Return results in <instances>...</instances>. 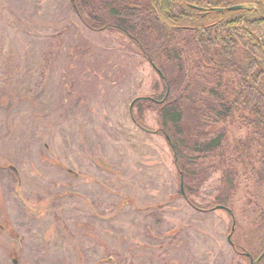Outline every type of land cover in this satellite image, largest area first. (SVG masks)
Masks as SVG:
<instances>
[{
	"label": "rangeland",
	"instance_id": "obj_1",
	"mask_svg": "<svg viewBox=\"0 0 264 264\" xmlns=\"http://www.w3.org/2000/svg\"><path fill=\"white\" fill-rule=\"evenodd\" d=\"M126 41L88 29L68 0H0V264H249L230 216L209 209L220 173L197 209L156 112L140 121L149 132L132 122L157 73Z\"/></svg>",
	"mask_w": 264,
	"mask_h": 264
},
{
	"label": "trees",
	"instance_id": "obj_2",
	"mask_svg": "<svg viewBox=\"0 0 264 264\" xmlns=\"http://www.w3.org/2000/svg\"><path fill=\"white\" fill-rule=\"evenodd\" d=\"M68 2L88 29L118 33L160 70L153 98L134 102L135 123L156 112L178 185L182 179L178 194L192 206L200 207L194 195L220 173L209 206L231 211V248L257 258L264 251V0ZM235 4L251 7L211 9Z\"/></svg>",
	"mask_w": 264,
	"mask_h": 264
},
{
	"label": "flooded vegetation",
	"instance_id": "obj_3",
	"mask_svg": "<svg viewBox=\"0 0 264 264\" xmlns=\"http://www.w3.org/2000/svg\"><path fill=\"white\" fill-rule=\"evenodd\" d=\"M69 3V2H68ZM71 9V8H70ZM72 10V9H71ZM204 10V9H203ZM73 11V10H72ZM74 12V11H73ZM75 13V12H74ZM76 14V13H75ZM77 16V15H76ZM78 18V17H77ZM82 24H84V23H82ZM85 25V24H84ZM86 26V25H85ZM87 27V26H86ZM88 28V27H87ZM111 34V33H110ZM155 71V70H154ZM156 73H157V78L160 76V70H159V73L157 72V71H155ZM155 82V81H154ZM154 82H153V84H154ZM152 87H153V85H152ZM152 91H153V89H152ZM153 93V92H152ZM139 99L140 98H147V99H151V98H153L152 97V95L151 96H145V95H140V96H137ZM133 99V98H132ZM131 99V100H132ZM138 99V100H139ZM135 104V103H134ZM135 110H136V107H134V105H133V109H132V114H130V118H131V120H132V122L134 123V124H136V126L138 127V128H140V130L142 129L143 131H147V132H149L150 130L148 129V130H146V128H147V126L145 125V124H142V123H135V119L133 118V112H135ZM145 112H147V110L146 111H144L143 112V115H142V117L145 115ZM128 113H129V111H128ZM156 123H158L157 121H156ZM158 129H159V123H158V126L156 127V129H153L152 130V132H155L156 134H157V131H158ZM165 133V132H164ZM165 134H163V136H164ZM165 138V137H164ZM165 140H166V138H165ZM4 166H5V164H4ZM9 168H10V170H11V172H13V173H15L14 171H13V168H12V166H9ZM15 176H14V181H15V183L19 180V182H20V179H19V177H17L16 176V173L14 174ZM41 198V197H40ZM20 200V199H19ZM21 201V200H20ZM41 202H43L44 203V206H45V199H41L40 200ZM22 203H23V201H21ZM36 205V204H35ZM221 205V204H220ZM224 206V205H223ZM39 207H40V205L38 204V206H36V208H34V210H31V212H37L38 213V211L40 210L39 209ZM214 207H216V205H213V207H211V208H214ZM199 208V207H198ZM197 208V209H198ZM211 208H209V209H211ZM199 209H202V208H199ZM202 210H204V209H202ZM36 214V213H35ZM56 218V217H55ZM0 228L1 229H7V228H10V226H9V224H8V222L6 223V224H2V222L0 223ZM11 233H12V230H11ZM229 243V242H228ZM234 250V249H233ZM234 253L238 256V257H240V258H242L243 260H245V261H247L246 259H248V263L250 264V261H254L256 258L254 257H251V254L248 252V251H243V252H241V253H239V254H237L236 253V250H234ZM12 261L14 260V263L15 264H18V258H16L15 256H17V255H15V254H12ZM257 258H258V256H257ZM107 260L106 261H113L114 262V260H113V258L112 257H109V258H106Z\"/></svg>",
	"mask_w": 264,
	"mask_h": 264
},
{
	"label": "water",
	"instance_id": "obj_4",
	"mask_svg": "<svg viewBox=\"0 0 264 264\" xmlns=\"http://www.w3.org/2000/svg\"><path fill=\"white\" fill-rule=\"evenodd\" d=\"M249 7H251V6L248 5V4L247 5L246 4H242V5H232V7H228L227 9L228 10H232V9H243V8H249ZM212 9L215 10L216 12H221L223 10L222 7L221 8H212ZM13 264H15L14 261H13ZM251 264H253V263H251Z\"/></svg>",
	"mask_w": 264,
	"mask_h": 264
}]
</instances>
